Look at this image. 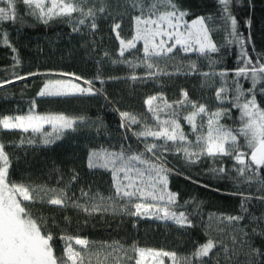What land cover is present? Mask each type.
Masks as SVG:
<instances>
[{
	"label": "snow or ice",
	"instance_id": "obj_1",
	"mask_svg": "<svg viewBox=\"0 0 264 264\" xmlns=\"http://www.w3.org/2000/svg\"><path fill=\"white\" fill-rule=\"evenodd\" d=\"M218 15H191L180 0H123L118 7L123 11L113 14L106 0H0V23L34 18L48 25L63 20L79 32L87 25L94 33L98 18L110 19V31L118 41L117 58L112 64L127 65L130 74L125 79L136 81L172 78L178 75H199L202 87L213 89L214 105L203 99H192L188 90L181 88L179 95L169 100L163 92L148 95L143 103L145 111H120V127L135 137L136 147L121 143L119 147L92 148L87 155L90 170H103L110 176L107 195L91 188L72 190L78 180L75 171L65 181L61 175L55 186L23 179H13L12 160L0 143V264H225L243 254L246 264H256V256L264 252L254 247L252 238L264 236V213L259 216L249 211L252 200L264 203V106L257 95H264V55L253 58L248 52L251 37L238 28L233 13L235 0H215ZM23 13V16L21 15ZM124 16L131 22L129 34L122 35ZM221 23L217 26L214 21ZM251 26V20H247ZM223 30L224 43L218 44L214 33ZM0 45L17 49L11 44L8 33L0 30ZM238 48L234 69L215 70L220 63L214 54L222 48ZM127 54V55H126ZM195 55L197 59H192ZM104 56H109L108 52ZM179 58V59H178ZM208 61L212 71H203L198 60ZM19 64L18 56H13ZM143 69L138 74L136 69ZM52 73H13L14 79L0 81V88L14 80ZM68 79L48 78L42 83L37 97L93 96L103 93L95 82L105 80L99 72L93 79L75 73H58ZM218 78V86H217ZM121 79V77H109ZM243 81L250 82L245 88ZM107 98V97H105ZM239 115L233 125L223 123L232 118V110ZM86 122L84 116L63 112L39 113L36 100L30 102L26 113L0 116V130H20L23 133H41L45 145L62 138L66 131H76ZM51 131H45V126ZM187 129V130H186ZM124 141L131 139L124 135ZM32 143V141H29ZM182 159L186 164L212 161L208 173L217 180L230 179L234 183L256 186V193H228L241 197L237 215L209 213L204 225L205 242L192 241L186 253L164 248L140 246L138 242L124 244L119 240L91 241L87 237L71 235L62 230L59 239L63 247L57 251L56 220L43 214V208H74L87 216L97 213L122 214L136 218L172 221L182 229L195 228L194 216L202 202L195 198L180 202V194L169 188V177L180 175L169 167V156ZM232 162L228 168L225 160ZM191 181V177H186ZM200 184V181H192ZM209 188V185H201ZM220 191V189H214ZM194 205V207H193ZM192 207V211L188 208ZM248 224H243L245 219ZM64 221L70 223L65 216ZM251 228V232L248 229ZM219 234L214 237L209 230ZM224 237L228 238V242Z\"/></svg>",
	"mask_w": 264,
	"mask_h": 264
},
{
	"label": "trees",
	"instance_id": "obj_2",
	"mask_svg": "<svg viewBox=\"0 0 264 264\" xmlns=\"http://www.w3.org/2000/svg\"><path fill=\"white\" fill-rule=\"evenodd\" d=\"M99 2V0H97ZM123 0H120L122 3ZM110 11L115 14L123 9L118 7V0H106ZM184 8L191 15L189 20L198 15H218L215 0H180ZM0 6H4L0 4ZM233 13L238 20V28L246 37L250 35L248 52L253 58L264 55V0H235ZM23 16V13L21 12ZM251 20V26L246 25ZM98 29L93 33L87 25L80 26L79 32H73L72 26L63 20H53L48 25L37 22L34 18L23 17V21L15 23H0V30L8 33L9 40L17 49L13 53L10 48L0 45V81L14 79L13 73L26 75L29 72L46 73L61 71L75 73L87 79H93L97 73L105 80L101 84L95 82V87L103 89V93L93 96L68 97H37L42 83L48 79L47 75L32 76L25 80H14L0 88V116L26 113L30 102L36 100V111L39 113H66L73 116H84L86 122L76 131H66L61 139L45 145L41 133H23L20 130H0V143H4L5 150L12 160L13 179H23L36 183H47L55 186L58 178L63 175L67 181L73 171L78 173V180L72 184V190L79 195L80 188H91L93 192L108 193L110 176L103 170H90L87 167V155L90 149L104 147H119L121 143L136 147L135 137L131 132H125L120 127V111L142 113L145 111L144 99L148 95L163 92L169 100L179 95V90H188L192 99H203L214 105L212 100L213 89L202 87L204 79L197 75L201 81L194 83L193 75H178L172 78L161 77L158 80L136 81L125 79L130 74L127 65L112 64L111 60L117 58L118 41L110 31V19L103 16L98 18ZM219 26V20L214 21ZM131 22L124 16L122 35L127 36ZM225 33L219 30L214 33L218 44L224 43ZM238 48L231 46L222 48L221 52L214 54L220 63L215 70L234 69L237 65ZM108 52L109 56H104ZM18 56L19 64H15L13 56ZM127 55V54H126ZM179 59V58H178ZM192 59H197L195 55ZM198 65L203 71H212L208 61L199 59ZM143 74V69L135 70ZM121 77V79H109ZM244 87H250V82L243 81ZM218 86V78H217ZM107 97V98H105ZM257 101L264 106V95H257ZM237 110H232V118H225L223 123L233 125L238 117ZM187 130V129H186ZM45 131L51 128L45 126ZM124 135L131 137L124 141ZM32 141V143H29ZM169 167H174L180 175L169 177V188L180 194V202L195 198L202 204L197 210L199 215L194 216L195 228L182 229L172 221H158L149 218H136L122 214L97 213L87 216L74 208L58 209L55 207L43 208V214L56 220L59 227L52 228L56 233L57 251L63 247L59 239L62 230L71 235L87 237L91 241L119 240L124 244L133 241L140 246L164 248L186 254L192 249V241L205 242L204 225L208 221L209 213H226L237 215L240 212L241 197L228 193L244 192L256 193V186L249 187L243 183H234L230 179L217 180L213 178L208 169L213 167L212 161L204 160L198 164H186L175 156L168 157ZM224 164L232 167V162L225 160ZM191 177V181L186 179ZM192 181H200V184ZM201 185H209V188ZM214 189H220L215 191ZM194 207V205H193ZM193 208H188L192 211ZM249 211L256 216L264 213V203L252 200ZM70 218V223L64 217ZM243 224H248L246 218ZM251 232V228L248 229ZM209 234L218 237L219 234L209 230ZM228 242V238L224 237ZM254 247L264 252V236L252 238ZM246 257L241 254L233 257L232 264H246ZM256 264H264V257L256 256ZM220 264H225L224 254L219 255ZM166 264H168L166 260ZM215 264V261H213Z\"/></svg>",
	"mask_w": 264,
	"mask_h": 264
},
{
	"label": "rangeland",
	"instance_id": "obj_3",
	"mask_svg": "<svg viewBox=\"0 0 264 264\" xmlns=\"http://www.w3.org/2000/svg\"><path fill=\"white\" fill-rule=\"evenodd\" d=\"M46 73H52V75H47L48 78H51V79H68L69 78L67 76H60V75H58V73H64V72H61V71H50V72H46ZM191 77H193L195 79V82L194 83H197L198 84L201 81V79L197 75H193Z\"/></svg>",
	"mask_w": 264,
	"mask_h": 264
}]
</instances>
